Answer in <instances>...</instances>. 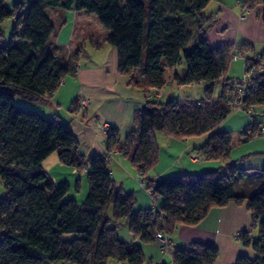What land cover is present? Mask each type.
<instances>
[{"label": "trees", "instance_id": "trees-1", "mask_svg": "<svg viewBox=\"0 0 264 264\" xmlns=\"http://www.w3.org/2000/svg\"><path fill=\"white\" fill-rule=\"evenodd\" d=\"M213 1L32 0L26 8L21 2L8 7L6 0H0V183L6 187L0 201V264H108L111 260L146 264L136 241L157 242L158 233L169 237L179 226L197 225L213 208L230 203L245 206L252 228L258 229L254 240L251 230L237 236L253 248L254 255L243 254L235 264H264V169L248 175L237 162L228 161L232 137L218 131L234 112L228 91L240 83L227 73L233 55L254 48L251 44L211 46L207 33L216 21L205 10ZM246 3L250 8L262 7L264 22V0ZM49 8L95 15L108 33L103 44L118 51L119 72L139 70V77L131 82L143 92H163L168 85L165 71L176 68L184 57L186 69L182 75L174 74L173 80L178 86L203 85L205 98L184 103L174 98L149 100L136 112L135 129L123 141L111 127L107 153L86 157L68 124L16 104L18 97L41 102L52 96L67 76L77 73L85 53L82 46L71 59L54 52L50 38L55 26ZM189 17L195 19L199 35L191 47ZM10 18L15 24L5 43L1 24ZM254 83L258 90L247 100L250 108L264 104V73ZM218 87L222 91L216 97ZM256 130L257 126L244 129V139L256 136ZM156 132L182 142L204 138L196 151L203 159L226 162L224 174L220 169L154 178L152 171L160 162ZM116 149L129 159L152 198L162 199L159 207L135 211L136 196L119 187L111 174L110 158ZM54 153L62 164L87 170L89 192L84 203L65 201L70 185L57 187L44 172L42 163ZM123 220L132 242L119 237ZM64 235L75 237L66 240ZM172 255V264H216L220 249L195 242L190 249L175 248Z\"/></svg>", "mask_w": 264, "mask_h": 264}, {"label": "crops", "instance_id": "crops-1", "mask_svg": "<svg viewBox=\"0 0 264 264\" xmlns=\"http://www.w3.org/2000/svg\"><path fill=\"white\" fill-rule=\"evenodd\" d=\"M239 1L240 0H237V2ZM238 6L241 8V14L239 13L240 15L238 16L239 23H237L235 39L232 42H227L225 35L229 27L223 28L222 26L225 24L231 26L232 22L229 21V19H219V16L223 15L222 7L218 9L214 8L210 13L205 12L207 16H212L216 21L215 25L212 27L213 30H215L211 32L209 30L207 33V38L212 47L232 44H234L235 47H239L242 44H251L254 48V52L246 53V55L258 54L260 51H264V22L262 21L263 9L262 7H248L246 0H241V2L238 3ZM213 11L217 13H214ZM79 14L83 13H77V16H79ZM244 14L246 17L242 19ZM87 16L88 15H86V17ZM235 17H237L236 14ZM58 21L62 23L63 20L59 18ZM76 28L77 22L73 25V34L71 35L73 36L72 42H74V46L72 44H66V46L62 47L56 42L54 43V52L57 55L71 59L78 51L80 48V35L76 38V44L74 41V37L76 36ZM97 29L100 31V36L98 37L100 40L98 38H93L91 42L94 48L97 49H95V51L96 54L99 55L98 57L103 58V63L101 65L92 63L84 65L82 62H80L81 69L74 75L71 83H67L65 79L60 86V89L56 93L50 97L44 98L41 102H39L42 104L48 101L51 102L49 106L53 105L54 107H52L53 109H47L46 117L68 124L80 143L81 153L90 159L95 156L104 155L107 153L106 140L108 136L102 129L103 124L107 123L113 129H117L120 134V139L123 141L125 137L135 129L134 121L136 112L145 106L147 102L145 98V92H143L142 89L137 88L131 82L132 77H139V70H132L124 74L120 73L118 69L117 49L109 45H104L103 41L108 33L104 27H101L100 25L97 26ZM80 43H83V40L80 39ZM258 47L261 49L258 50ZM230 65L227 72L228 74ZM172 70L173 69H168L165 71V78L168 81V85L176 88V91L179 92L181 88L186 86H178L173 80V75L176 73L182 75L183 72L172 73ZM233 81L239 83L240 78H238V80L233 79ZM163 92L164 96H166L167 91ZM171 93L174 92H169L170 96H167L168 99L174 98ZM68 94H74V102L72 106L66 111L65 109L67 107V103L65 102V97ZM82 98L90 101L89 105L85 106L84 108H80L78 105L79 100ZM160 133L161 132H156V140L160 148L159 164H161L163 155L162 147L159 144V139L163 141V143L166 141L165 146H167V149L171 148L168 150V153L171 154L174 152V148L177 146L176 142L179 141L174 138H165L160 135ZM203 139L204 138L199 139L194 143L190 142V140L187 142L179 141V143L184 144L185 147L183 151L181 149V145L179 144L181 148L179 147V152H177L178 155H181L183 152H188L186 150V146L189 144L191 145V152L194 151L195 153H199L195 148L201 146L204 143ZM124 160L129 159L125 158L121 153L118 152L117 149L114 150L110 158V163L112 162L111 164L114 166L113 169L110 168L111 174L119 187H121L125 192H133L136 196L138 187L135 184L138 182L137 178L139 175L132 166L131 162H125ZM174 161L172 164L169 163L160 173H157L156 177L154 174V178L168 175V173L174 169ZM181 171H183L181 173L185 174L187 170L185 167H183ZM82 173L86 175L88 174L86 170L82 171ZM146 207L152 208L154 205ZM195 227L201 228L202 235L199 236L200 238H193V242L203 241L202 243L214 244L220 249V258L216 264H224L222 263L223 251L230 254V258L225 264H235L239 256L243 254L249 255L248 248L243 246L242 242L237 239V236L241 232L246 230L253 231L254 229L252 228V216L245 206L230 203L224 208H213L209 212L208 216L202 222L195 225ZM131 237L129 235V239H131V241H124L132 242ZM173 238L171 239L172 248L187 249L186 247L188 244L182 245L179 242L174 241ZM176 243L178 245L177 247L175 246ZM191 246L192 245L189 246V249ZM163 262L172 264L173 256L164 255L163 253L157 264H161Z\"/></svg>", "mask_w": 264, "mask_h": 264}, {"label": "rangeland", "instance_id": "rangeland-1", "mask_svg": "<svg viewBox=\"0 0 264 264\" xmlns=\"http://www.w3.org/2000/svg\"><path fill=\"white\" fill-rule=\"evenodd\" d=\"M31 1L32 0H6V5L8 7H12L15 3L21 2V3H24L27 8L29 4L31 3ZM240 2L241 0L239 2H237V0H215L205 10L206 13H210L212 12V9L214 8L218 9L222 7L223 15L219 16V19L220 18L223 20L229 19V21L232 22L231 26L226 25V24L222 26L223 23L221 25L223 28L229 27L225 35L227 42H232L235 39L237 23H239L238 16L241 14V8L238 6V3ZM77 13H83V14H79V16H77ZM214 13H217V12H214ZM48 14L50 18L52 19V22L55 26V31L52 37L50 38L51 45H54V43L56 42L62 47L66 46V44H72L74 46L75 44L74 42H72L73 36L71 35L73 34V25L77 22L76 36L74 37V41L76 42V38L79 37L80 35L79 45L83 47L84 52H85L81 58V62L84 65H87L88 63L101 65L103 63L102 61L103 58L98 57L99 55H97L95 51L96 48H94L91 42L93 38H98L100 36V31L97 29V26L100 25L101 27H103L95 15H89L85 11H77L75 9L65 10L63 8H49ZM235 14L237 15V17H235ZM86 15L88 16L86 17ZM59 18L63 20L62 23L58 21ZM187 19H188L187 21L190 22L189 30L192 33V39H193L192 43L190 44V47H191L193 43H195V40L197 39L199 35L197 34V31H196L195 19L191 17ZM192 23H194L193 26H192ZM14 24H15V20L11 18L7 19L1 24V29L3 31V36H4L3 39L5 43L9 41ZM214 30L212 28L210 29V32ZM80 39L83 40V43H80ZM263 48H264V45H263ZM257 49L260 50L261 48L258 47ZM260 52H263V51H260ZM243 64H244L243 59H239L236 61L233 60L230 65V70L228 74L229 77L234 80L235 79L238 80V78H240V81H241L243 78V71H242ZM185 69H186V63L183 57L180 64L176 66V68H174L171 72L181 73V72H184ZM73 78H74V75H69L66 77L65 81L67 83L69 82L71 83ZM189 86L181 88L178 92L176 91V88L171 87L170 85H167L165 90H163V91L168 92V93L166 92V96L164 100L165 101L168 100L167 96H170L169 94L170 91L174 92V93H171V95L174 96V99L178 101L180 100V102L182 103L197 102L198 100L205 98V87L203 85H194V86L189 85ZM221 91H222L221 87H218L216 89V97H218L221 94ZM73 96L74 94H68L65 97V102L67 103L66 105L67 107L65 109L66 111L68 108L72 106L74 102ZM50 103L51 102L48 101L42 104L39 102H29L19 97L16 98V104L25 106L29 109L36 110L40 112L41 114H43L45 117L47 115L46 114L47 109H53L52 107H54L53 105L49 106ZM63 112H64V109H63ZM255 121L259 123L257 125V131H256L257 135L250 138L249 140H245L244 135L242 134L243 130L252 126L255 123ZM218 131L228 132L231 134L232 150H231V155L228 161L237 162V167L240 170L241 169L246 170V173L248 175H252V174L254 175V174L260 173L264 169V104L257 105L255 109L253 110L252 114H249L246 111H243V112L234 111L232 115L220 125V127L218 128ZM160 135L167 138V136L164 135L163 133L162 134L160 133ZM199 139L200 138H194V139H191L190 142L194 143V142H197ZM176 143H177V146L174 148L175 153L173 152L171 154V153H168V150L171 148L167 149V146H165L166 141H164L163 143V141L159 139V144L162 147L163 155H162L161 164H159V166L157 165L158 167L156 166V168L152 171L153 177H154V174L156 177L157 173H160L169 163L172 164L174 160H175L173 164L174 169L171 170L170 173H168V175H163L158 178H168V177L184 174V173H181L183 172L181 171L183 167L186 168L187 170L186 172L188 173L201 174L205 172V170L206 171L207 170H220L226 164V162L203 159V157H200L198 153H195L194 151L191 152V149H190L191 145L189 143H187L189 145L186 146V150L188 152L184 153L183 151H184L185 145L179 143V141H177ZM179 144L181 145L182 148L180 147ZM179 147L183 150L181 151L183 152L181 155L180 154L178 155L177 153L179 152ZM191 155L199 156L200 160L198 162L192 161ZM124 161L129 162V160H124ZM111 163H110V168L113 169L114 166ZM42 167H43L44 172L48 174V176L53 180L54 184L57 187H60L65 183H68L70 185L71 188L65 198V201L75 200L79 204H82L85 202L86 197L89 192L88 178L86 174L80 172L73 166L71 167V166L62 164L56 153L50 155L42 163ZM220 171H221L220 173L221 175L224 174L223 169ZM137 180L139 179L137 178ZM244 184H245L244 181L240 182V185H242V187L244 186ZM135 185H137L138 187L137 195H136V199L138 200V203L135 207L136 212L141 209L150 208L146 206L154 205V207H157V206L159 207V205L162 203L161 198H158L157 200L153 198L154 199V202H153L151 195L146 189V186L145 187L141 186L139 182H137ZM5 194H6V187L4 183H0V201H2L5 198ZM108 217L112 218V208L108 210ZM110 227H114V224H111ZM118 234L122 240L131 241V239H129V235L131 237V234L129 231V226H128L127 221L125 220L122 221L118 229ZM201 235L202 234H201L200 227L196 228L195 225H187V224L179 226L174 231V233L169 235V239L171 241V251L168 255H172L173 250L175 249V248H172L171 239L173 237H174L173 238L174 241L179 242L182 245L188 244L186 248L189 249V246L190 245L193 246V244L195 243L193 242V238H196V237L200 238L199 236ZM251 235H252L253 240L256 239L258 236V229L254 228ZM74 237H75L74 235H64V238L66 240H71ZM131 238L133 241V236ZM136 244L140 245L143 248V252L146 256V264H157V262L159 261L160 257L163 254L159 244L155 242L154 243H143L141 241H136ZM175 246L176 247L178 246L177 243L175 244ZM246 248H248L250 256L254 255V251L252 247L246 246ZM229 258H230V254L223 251L222 252V263L225 264ZM47 264H64V263H47ZM108 264H117V263L111 260Z\"/></svg>", "mask_w": 264, "mask_h": 264}, {"label": "built area", "instance_id": "built-area-1", "mask_svg": "<svg viewBox=\"0 0 264 264\" xmlns=\"http://www.w3.org/2000/svg\"><path fill=\"white\" fill-rule=\"evenodd\" d=\"M246 15L242 16L244 19ZM243 59V78L239 84L234 85L228 91V101L230 106L232 107L233 111L243 112L246 111L249 114H252L254 108H250L247 105V98H249L253 92L258 90V87L254 83V78L258 76L260 73H264V54L262 52L253 55H246L241 51L236 52L233 55V60ZM81 65L76 67V71H80ZM63 83V82H62ZM61 83V85H62ZM162 91H151L146 94V101L153 100L156 102L160 101L163 97ZM88 100L80 99L78 105L80 108H84L85 106L89 105ZM259 123L255 121L252 127L257 126ZM103 131L105 134H108L111 126L107 123L103 124L102 126ZM257 131V130H256ZM191 160L194 162H198L200 157L197 155H191ZM86 170V169H85ZM87 171V170H86ZM138 182L143 186V182L138 180ZM157 243L160 245L161 251L164 255H168L171 251V241L169 237L164 233L157 234Z\"/></svg>", "mask_w": 264, "mask_h": 264}, {"label": "bare ground", "instance_id": "bare-ground-1", "mask_svg": "<svg viewBox=\"0 0 264 264\" xmlns=\"http://www.w3.org/2000/svg\"><path fill=\"white\" fill-rule=\"evenodd\" d=\"M244 15H245V14H244ZM146 94H147V93H145V98H146ZM164 98H165V96L163 95V97H162V99H161L160 101H162V100L165 101ZM247 100H248V98H247ZM155 101H156V100H155ZM160 101H157V102H160ZM248 105H249V104H248ZM253 108L255 109V107H253Z\"/></svg>", "mask_w": 264, "mask_h": 264}]
</instances>
